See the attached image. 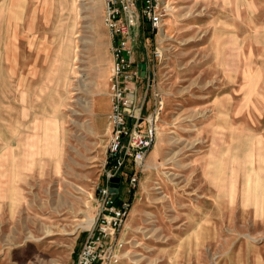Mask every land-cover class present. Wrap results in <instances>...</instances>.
Listing matches in <instances>:
<instances>
[{
  "label": "rangeland",
  "instance_id": "1",
  "mask_svg": "<svg viewBox=\"0 0 264 264\" xmlns=\"http://www.w3.org/2000/svg\"><path fill=\"white\" fill-rule=\"evenodd\" d=\"M168 2L135 49L148 62L164 49L152 82L164 104L119 264H264V0ZM103 15V0H0V264H73L94 226ZM42 224L55 234L28 236Z\"/></svg>",
  "mask_w": 264,
  "mask_h": 264
},
{
  "label": "built area",
  "instance_id": "2",
  "mask_svg": "<svg viewBox=\"0 0 264 264\" xmlns=\"http://www.w3.org/2000/svg\"><path fill=\"white\" fill-rule=\"evenodd\" d=\"M103 2V23L110 37L111 56L104 179L97 188L99 203L96 221L85 235L73 264H119L125 244L121 232L129 216L146 157L156 141L164 104L162 95L152 89L155 67L163 60L164 49L153 46L150 51L152 60L148 62L142 58L141 61L146 63L145 77L140 76L134 56L141 34L149 31L151 36L145 37L153 40L173 6L168 0ZM144 79L147 88L142 95L139 82ZM149 87L153 105L143 113ZM115 177L119 178L116 193L112 191ZM121 181L126 185V196L117 198Z\"/></svg>",
  "mask_w": 264,
  "mask_h": 264
},
{
  "label": "crops",
  "instance_id": "3",
  "mask_svg": "<svg viewBox=\"0 0 264 264\" xmlns=\"http://www.w3.org/2000/svg\"><path fill=\"white\" fill-rule=\"evenodd\" d=\"M103 39H101L100 41L97 39L95 40V43H100L102 44V42H104L105 44V56H106V68H105V76L107 77V90H106V95H108V82H109V68H110V64H111V56H110V52H109V45H110V37L108 35V32L105 31L103 33L102 36ZM135 58V56H134ZM142 59H136V62L138 63L139 61H141ZM153 105V96L152 93H150V95H148L147 99H146V103H145V107L146 109L143 110V113H146L147 111H149L151 109ZM97 108V107H96ZM98 109V108H97ZM110 107H106L103 106L102 111H105L106 113L109 112ZM105 124L107 125V119L105 121ZM151 155V154H150ZM125 189H126V185L124 184Z\"/></svg>",
  "mask_w": 264,
  "mask_h": 264
},
{
  "label": "bare ground",
  "instance_id": "4",
  "mask_svg": "<svg viewBox=\"0 0 264 264\" xmlns=\"http://www.w3.org/2000/svg\"><path fill=\"white\" fill-rule=\"evenodd\" d=\"M95 30V29H93ZM95 39V38H94ZM19 43V42H18ZM90 106V105H89ZM163 163H167V161L170 160V157L168 158H165L163 159ZM144 186V185H143ZM155 188H159V187H155ZM61 201V200H60ZM63 202V200H62ZM132 214H133V211H132ZM59 217V216H58ZM92 224V223H91ZM84 225H87V224H84ZM42 233L43 235L42 236H39V237H35L33 234L30 233V235H28L29 237L33 238L34 240L36 241H41L43 238L47 237V236H51L53 234H55L54 232V229L52 228V226L50 225H46V224H42ZM64 231V229H62ZM137 261V260H136Z\"/></svg>",
  "mask_w": 264,
  "mask_h": 264
},
{
  "label": "water",
  "instance_id": "5",
  "mask_svg": "<svg viewBox=\"0 0 264 264\" xmlns=\"http://www.w3.org/2000/svg\"><path fill=\"white\" fill-rule=\"evenodd\" d=\"M137 66H138V70H139V74H140V76L141 77H145V75H146V63L144 62V61H139L138 63H137ZM150 76H151V74H150ZM119 181V178L118 177H115V178H113V183H112V191L114 192V193H116L117 192V182Z\"/></svg>",
  "mask_w": 264,
  "mask_h": 264
},
{
  "label": "trees",
  "instance_id": "6",
  "mask_svg": "<svg viewBox=\"0 0 264 264\" xmlns=\"http://www.w3.org/2000/svg\"><path fill=\"white\" fill-rule=\"evenodd\" d=\"M119 193L116 194V197L119 198L120 196H118Z\"/></svg>",
  "mask_w": 264,
  "mask_h": 264
}]
</instances>
